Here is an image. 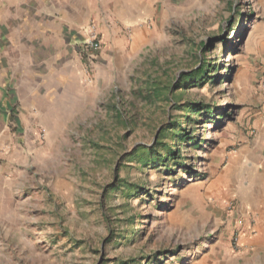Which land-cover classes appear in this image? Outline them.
Here are the masks:
<instances>
[{"label": "rangeland", "instance_id": "374dc122", "mask_svg": "<svg viewBox=\"0 0 264 264\" xmlns=\"http://www.w3.org/2000/svg\"><path fill=\"white\" fill-rule=\"evenodd\" d=\"M43 3L66 8L72 76L51 81L62 95L37 112L35 144L9 121L25 152L0 208V264H264L262 161H236L264 116V0ZM91 28L101 44L87 59ZM203 61L205 82L176 89ZM158 141L176 162L141 169L135 151Z\"/></svg>", "mask_w": 264, "mask_h": 264}, {"label": "crops", "instance_id": "0c3cea01", "mask_svg": "<svg viewBox=\"0 0 264 264\" xmlns=\"http://www.w3.org/2000/svg\"><path fill=\"white\" fill-rule=\"evenodd\" d=\"M43 1L37 0L34 13L21 0H0V208L19 187L17 165L25 151L14 143L17 134L22 143L35 144L37 112L51 110L57 103L55 95H62V89L56 94L51 91V81H66L72 76V63L66 61L73 57L75 41L56 16L65 17L66 8L53 13ZM11 119L17 134L10 132ZM259 126V139L246 143L236 161H262L256 170L263 182L258 215L264 217V116Z\"/></svg>", "mask_w": 264, "mask_h": 264}, {"label": "trees", "instance_id": "16d2710c", "mask_svg": "<svg viewBox=\"0 0 264 264\" xmlns=\"http://www.w3.org/2000/svg\"><path fill=\"white\" fill-rule=\"evenodd\" d=\"M205 62L203 61V64L198 68L195 69L194 71H192V73H190L189 75H184L181 77V81L177 84L176 89L183 87V88H188L190 86H195V83L198 82V84H203L205 81L204 79H206V70H207V65H204ZM156 89H154V93H153V97L156 98H161L163 96V90L155 87ZM180 93H176L175 97H178ZM185 106V105H184ZM201 107H203V104L200 102H189L186 106L184 110H188L191 113H196L198 115L201 114V112L199 111L201 109ZM185 117H187V114H185ZM191 120H194V118H190ZM171 126V130L172 128H175V123L172 122ZM169 126V127H170ZM165 128L163 129V131L161 132V137H163V134L165 132ZM179 132H176L175 135L179 136V138H181L182 140H188L191 138V136H187V132L185 129H179ZM156 145H160L159 149H157V147H147V146H141L138 150L135 151L134 154H138L140 152L139 155L140 157H144L143 159V163L140 166L141 169L143 168H147V165L150 164H154L157 163L161 166H169L172 163H175L176 161H174L176 159L175 155H176V151L174 149H170L167 146V143H164L162 141H158L155 143ZM165 150V153L162 154L161 151ZM153 166V165H152ZM169 170V169H168ZM136 188H138L136 185H132V187L128 188V192H131L133 190H135ZM136 192V190H135ZM119 264H124L123 262H120Z\"/></svg>", "mask_w": 264, "mask_h": 264}, {"label": "built area", "instance_id": "2783aa9c", "mask_svg": "<svg viewBox=\"0 0 264 264\" xmlns=\"http://www.w3.org/2000/svg\"><path fill=\"white\" fill-rule=\"evenodd\" d=\"M101 41L99 35L94 28H91L84 41L80 45V56L86 57L87 59L93 58V51L100 48Z\"/></svg>", "mask_w": 264, "mask_h": 264}]
</instances>
